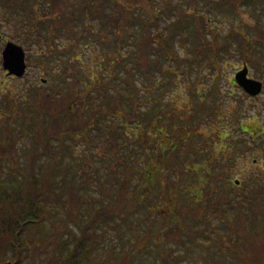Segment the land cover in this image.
Listing matches in <instances>:
<instances>
[{
  "label": "trees",
  "instance_id": "1",
  "mask_svg": "<svg viewBox=\"0 0 264 264\" xmlns=\"http://www.w3.org/2000/svg\"><path fill=\"white\" fill-rule=\"evenodd\" d=\"M5 1L10 8L17 7V11L24 13L17 12L22 17L17 24L23 31L21 42L33 44L40 58L54 60L57 68L53 70L60 68L61 74L55 82L52 79L55 84L52 90L56 91L51 95H45L41 88L27 90L19 85L5 96L12 106L11 114L0 105V264H20L26 240L23 233L28 226L45 219L47 202L66 205L60 186H67L69 212L66 214L76 219L81 217L78 200L88 201L90 194L79 192L75 176L86 175V181L89 180L93 157H96L88 150L91 148L102 147L106 179L118 184L114 191L100 184L98 188H103L108 198L115 197L113 205L117 206L107 207V202L101 201L105 211H96L92 222L100 220L101 224L112 227L108 220L114 218L108 214H114L126 223L130 236L137 240L142 237L137 233L136 224L144 219L148 226L160 214L165 193L170 190L172 194L183 171L191 173L193 180L178 188L183 195L193 197V205L201 202L202 196L206 199L202 190L207 185L215 193L214 198L221 196L214 188L219 172L212 161L218 155L213 153L215 147L219 153L222 145H226L227 126L219 121L224 117L220 91L212 86L213 80L207 84L200 79L208 77L204 75L206 68L211 70L210 74L220 77L219 62L231 54L233 46L242 62L256 70V76L264 74V0ZM212 18L226 20V30L211 24ZM177 40L190 46V56L177 54L172 45ZM84 55L88 58L86 62ZM181 61H187L186 69L180 66ZM191 62L197 63L194 81H191V70L187 71ZM181 76L186 80L182 81ZM79 93L85 97L78 96ZM87 93H92L91 98H87ZM55 94L60 96L59 101L54 99ZM67 94L82 98L68 107L62 104ZM244 96L250 99L246 93ZM243 99L235 111L239 129L246 124L245 116H241ZM22 103L26 104L25 108ZM207 125L213 128L206 132L217 139L207 136L203 140L209 144L201 146L203 151L213 149L207 151V158L193 159L195 152L187 145L189 149L185 156L182 154V165L178 168L169 164L176 161L180 147L189 143L190 137L201 141L204 135L197 128ZM66 157L77 159V173L70 174L71 168L67 166L60 171ZM93 169L99 172L98 167ZM134 170L137 180L131 179ZM120 172L122 175H118ZM47 191L54 195H46ZM257 193L250 197L253 220L249 221L248 212L238 208L231 218L221 215L229 226L225 232H213L214 226L209 225L211 230H206L205 236L217 251H224L232 260L228 263L212 260L210 264H264V186L259 185ZM100 196L99 200L104 199ZM96 199V195L90 196L89 208ZM172 208L173 212L177 206ZM228 208L215 207L222 213ZM138 211L143 212V217L136 222L130 215ZM177 214L167 220L164 217V224L169 222L173 226ZM257 215L260 217L256 218ZM247 220L252 222L249 226L244 224ZM164 224L151 238L148 226L144 238L149 242L148 247L158 246L156 253L163 261L171 259L173 253L166 239L172 232ZM84 228L74 238L73 248L65 249L66 226L55 227L47 240L63 255L58 264H90L103 235L99 227L88 232ZM196 232L188 223L182 225V234L192 247L198 243ZM185 247L188 248L186 244ZM82 254L87 255V260ZM114 254V249H107L110 264H117Z\"/></svg>",
  "mask_w": 264,
  "mask_h": 264
},
{
  "label": "rangeland",
  "instance_id": "2",
  "mask_svg": "<svg viewBox=\"0 0 264 264\" xmlns=\"http://www.w3.org/2000/svg\"><path fill=\"white\" fill-rule=\"evenodd\" d=\"M19 1V0H17ZM5 0H0V34L2 37L0 38V88L5 89L2 91L0 89V105L3 110L11 114L12 106L9 104V101L7 100V97L9 94H12V89H15L17 86L21 85L24 89L33 88H41L45 95H51L56 90H52V85L55 86V84L52 82V79L56 80V77L58 74H61V69L59 68V71L53 70V68H57L56 63L54 60H46L43 58V56L40 58L36 53L35 49L33 48L34 45H24L21 42L22 33L23 31L21 29L17 28V24L19 23L20 19L22 18L21 15L17 12L15 9L10 8V6L5 3ZM22 13V12H20ZM24 14V13H22ZM219 16V15H218ZM248 17V16H247ZM213 19V18H212ZM221 19V18H219ZM219 19H213L211 24L216 25L217 29L220 28V30L224 31L226 30L228 23L226 20H219ZM264 19V17H263ZM250 21H248L249 23ZM65 39V38H63ZM7 40L13 41L15 43H18L22 45V47L25 50V56H26V63H27V69L25 74L21 78H14V77H6L4 75V70L2 67V56L1 51L3 49V46ZM185 43H180L179 40H177L173 45V48L176 49L177 54L183 55L184 53L190 56V46L188 44L184 45ZM89 48H92V46H89ZM235 46L230 47V55H225V59L221 60L219 62L220 70L222 72V75L220 77L214 76L211 73V70L204 69V75H208V77H203L200 80L203 81V83H209L210 79L213 80L214 88L218 89L221 93V100H220V107L222 110V113L224 114V117L221 118L219 121L221 124L226 123L228 136L226 137V145L223 144L221 147V150L219 153H217V148L215 147V150L213 149H205L202 150L201 146L206 145L209 146L208 143H205L203 140L207 138V136L213 137L214 134H210L209 132H206V129L212 130L213 127L210 125L198 127L197 130L202 133L204 136H201V141H198V138L195 136L190 137L191 139H188L189 143L185 142L186 144L182 147L180 155L178 154L176 156V161L171 162L169 164H173L176 167H180L182 165V154L185 156L188 153V149L186 148L187 145L190 146V149H192L193 152H195V155H193V159L201 160L203 157H206V153L209 150H213L214 154H218L216 159L212 161L214 165L217 167V171L219 172L217 177L215 175V187L219 193H221V196L216 199L214 198L215 193L211 192L208 185L206 187H203L202 194L205 192V197L202 196L200 199L201 202L193 205V197L189 194L183 195L182 190H179V186L182 184V186L187 185L186 181L188 183H191L193 178L191 173H187L186 170L182 172L181 179L178 180L175 183V189L178 190L172 191V194H170V190L165 193V196L163 197V202L161 205H164L163 210L160 211V214H156L155 219H153L150 223H148L149 226V237L155 236L159 229H161L162 224H164V217L169 218L170 215L177 214L176 218L177 221H173L174 225L171 226L169 222L167 224H164L166 226L168 231H171L172 233L170 237L167 236L166 239L168 245H170L171 249L173 250L174 257L172 258V254L169 258V260H162L161 256L156 253L158 246L150 244L148 247V241L144 238H146V230H147V223L145 221L138 222L139 224L137 229V233L140 237H142L141 240H137L136 238H133L130 236L128 229L126 228V223L121 220L114 214H108V216L113 217L114 220H108L109 225L112 227H108L105 224H101L102 221L99 222H92V219L95 217V213L98 210L105 211L102 206H100V202L106 203L107 207H116L114 206V200L108 198L104 195L103 188L100 187V184L104 185L105 187L109 186L114 191V189L117 188V182L113 181V179H106V173L105 165H103V149L101 146H98V148H91L88 149L91 152H94L96 154V157H93L94 163H92V167H90V176L89 180L86 181V178L84 177L80 178L79 175L75 176V181L79 185V192L83 194H90L96 195L97 199L95 200V204L89 208L90 204V196L88 197V201L85 199L81 202L79 198V209L78 212L81 213V217L79 219H76V217H72V214H66L69 211L67 203L69 200L67 199V195L65 193L67 186L63 185L60 186L59 190L62 192V197L66 200V205L59 206L56 203H44L46 208V216L45 219L35 225L28 226L26 230L24 231V237L26 238L24 252L22 253L23 257L21 258L20 264H58L59 261H61L62 254L59 255V250H56V245L49 244L48 240L50 235L55 231V227L59 225H65L66 230L63 232V241H64V248L68 249L73 248L74 244V238L80 236L82 232V226L85 228V232L87 231H93V228L99 227L101 234L103 235V240L97 244L98 249L94 251L92 254V260L90 261V264H110L107 260V249L112 248L115 251V263H120L121 259L124 260L121 263L125 264V262H128V264H166L171 262V264H210L212 260H216L218 262H232L231 258L228 259L227 254L224 253V251H217L214 248V243L209 241L208 238L205 236V232L210 231L211 228L209 225L214 226L211 230L213 232L215 231H223L225 232L227 228L229 227L225 221L221 218V215L228 216L231 218L232 216L236 215L235 210L238 208H242L245 211L248 212L246 215V218L248 220H253V217L250 216V203H251V196L258 194L257 191L259 190V187L257 184L251 185V187L247 188V179L246 174H250L252 172L257 173L259 175L258 183L263 184L264 186V143L260 142V145L256 147L253 144L259 143L260 140H264V135H258L251 139V137L246 136L245 132L242 131V129H237L238 120L235 118V111L238 109L239 100L244 98L242 101V114L241 116L249 117L250 119L247 120V124H250L252 127L257 125H264V86L262 92L258 96L246 98L244 96V91L237 86L236 84L228 83V78L230 79L234 73L241 67L242 65V58L239 55V51L235 50ZM226 54V53H225ZM87 56H83V61H87ZM174 65V63H173ZM180 66L182 69H186L187 61H181ZM196 67L197 63L191 62L189 65L187 71L191 70V81H194L196 79ZM54 71V73H53ZM255 69L250 68L248 70V74L250 77L258 79L263 82L264 84V74L258 73L257 76L255 75ZM210 76V77H209ZM41 78H46L49 81L42 82ZM186 77H182V81H185ZM191 86V85H189ZM211 86V87H212ZM208 88V86H204ZM12 88V89H11ZM72 88L69 89V92H72ZM190 90V88H189ZM186 92H188L187 88L185 89ZM68 92V93H69ZM9 93V94H8ZM57 93V92H56ZM67 97L62 98V104L65 106L68 105V107L71 106V103L74 100L81 99L83 96L85 97V94L79 93L78 96H81V98H78L76 95L73 97H69V94H67ZM173 94L171 93L170 96ZM214 94H212L209 98H211ZM92 93H87V98H91ZM60 96H56L55 94V100L59 101ZM10 99V98H8ZM45 101V100H44ZM167 101V98H166ZM6 102V103H4ZM168 102V101H167ZM171 107H173V102L169 103ZM24 105V108L26 107L25 103H22ZM183 108V105H182ZM244 117V118H245ZM254 118V119H253ZM8 121L10 120L7 116ZM253 119V120H252ZM225 120V122H224ZM252 121V122H251ZM75 124V121L74 123ZM221 128L225 129L224 126H221ZM254 135V134H253ZM198 136V135H197ZM214 136V141L217 140ZM246 138V139H245ZM251 142V143H249ZM258 142V143H257ZM250 144V149H249ZM136 145V144H135ZM263 150V153H262ZM98 156H97V153ZM80 152H78L79 154ZM191 154V153H190ZM192 157V156H191ZM246 157V159H245ZM253 157H256L257 163L255 166L253 165ZM175 158L173 157L172 160ZM41 160L43 162H46V159L41 157ZM246 161L247 165L249 162L252 163V167L247 170V165L244 167V162ZM262 161V164H261ZM46 164V163H45ZM44 165V164H43ZM71 168L70 174L73 172H76L77 169H79V163L76 158H70L66 157L64 162L61 164V167L59 168L61 172L65 170V167ZM119 166V165H118ZM98 167L99 172L92 171L93 168ZM119 170L122 169L120 166L118 167ZM94 170V169H93ZM79 171V170H78ZM81 173V171H79ZM77 173V172H76ZM137 172L134 170L131 173V179L137 180L138 176L136 174ZM69 174V172H68ZM84 174V173H82ZM118 175H122L120 172ZM70 177V176H69ZM233 179H239L242 180L243 185L240 187L234 185ZM182 181V182H181ZM82 182V184L80 183ZM134 183V182H133ZM98 185V186H97ZM129 188L134 189V187L130 186ZM155 188V186H154ZM215 189V190H216ZM214 190V191H215ZM46 195H54L51 192L47 191L45 192ZM103 196L104 199L99 200V196ZM224 195V196H223ZM100 196V197H101ZM212 196V197H210ZM208 198V199H207ZM212 198V200H211ZM45 199H48L45 196ZM49 200V199H48ZM209 201H212L211 203ZM81 204V205H80ZM176 205L177 208L175 211L172 212V206ZM217 206H222L223 208H228V211L220 212L215 209ZM255 205V204H254ZM105 206V205H103ZM168 207V209H167ZM208 207V209H207ZM212 207V209H210ZM93 208V209H92ZM221 209V208H220ZM161 210V208H160ZM208 210V211H207ZM222 210V209H221ZM87 212V213H85ZM161 212L164 213L163 216H161ZM172 212V213H171ZM193 212H197L198 215H203V219H198L197 216L193 217ZM92 213V214H91ZM79 214V213H78ZM213 214L215 216H213ZM105 217V214H99ZM173 215V217L175 216ZM77 216V215H76ZM250 216V217H249ZM132 219L134 221L141 219L143 217V212L138 211L135 214H132ZM260 216L257 215L256 218H259ZM244 221V224L246 226H249V221ZM137 222V221H136ZM188 223L192 226L193 232L197 231L195 234V238L198 239V243L192 247V245L189 243L188 238L185 236V234H182V225ZM86 225V226H85ZM57 229V228H56ZM257 229H261L260 227H257ZM95 230V229H94ZM95 237V236H94ZM264 237V236H263ZM148 239V238H147ZM182 241L184 243L182 244ZM264 241V239H263ZM92 244H94V241H90ZM185 244L188 246V248L185 247ZM60 246V245H59ZM157 247V248H156ZM65 250L63 251V253ZM62 253V252H61ZM98 253V254H96ZM207 253V254H206ZM206 255L210 258H206ZM83 259L87 260V255H81ZM122 257V258H121ZM132 258V261H131ZM82 264H89L83 262Z\"/></svg>",
  "mask_w": 264,
  "mask_h": 264
},
{
  "label": "water",
  "instance_id": "3",
  "mask_svg": "<svg viewBox=\"0 0 264 264\" xmlns=\"http://www.w3.org/2000/svg\"><path fill=\"white\" fill-rule=\"evenodd\" d=\"M2 65L7 74L21 76L26 68L25 51L15 42L7 41L2 50ZM233 81L249 95H257L262 88V82L248 75V67L244 63L234 75Z\"/></svg>",
  "mask_w": 264,
  "mask_h": 264
},
{
  "label": "flooded vegetation",
  "instance_id": "4",
  "mask_svg": "<svg viewBox=\"0 0 264 264\" xmlns=\"http://www.w3.org/2000/svg\"><path fill=\"white\" fill-rule=\"evenodd\" d=\"M9 77H11V76H9ZM263 86H264V84H263ZM241 129H242V131H244L245 132V134H246V136H249V137H251V139L253 138V137H255V136H260V135H264V125H257V126H254V127H252L250 124H245V125H242L241 126ZM254 134V135H253ZM246 139V138H245ZM260 142L261 143H264V140L262 139V140H260L259 141V143H258V145L257 144H253V146L255 145L256 147H258L259 145H260ZM249 143H251V142H249ZM249 149H250V144H249ZM262 153H263V150H262ZM245 159H246V157H245ZM257 159H256V157H253V165L255 166V164L257 163V161H256ZM261 164H262V161H261ZM247 165V163H246V161L244 162V167ZM252 167V163L251 162H249L248 163V165H247V170L249 169V168H251ZM246 181H247V188H249V187H251V185H255V184H257L258 185V187H259V185H262L263 186V184H260V183H258V179H259V175L257 174V173H254V172H252V173H248V174H246Z\"/></svg>",
  "mask_w": 264,
  "mask_h": 264
}]
</instances>
